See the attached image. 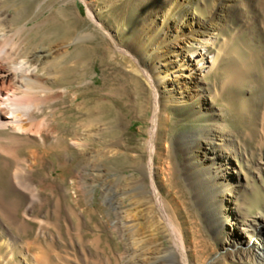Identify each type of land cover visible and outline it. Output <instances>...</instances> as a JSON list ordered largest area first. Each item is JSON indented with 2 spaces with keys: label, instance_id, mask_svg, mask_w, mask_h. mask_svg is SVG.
<instances>
[{
  "label": "bare ground",
  "instance_id": "6f19581e",
  "mask_svg": "<svg viewBox=\"0 0 264 264\" xmlns=\"http://www.w3.org/2000/svg\"><path fill=\"white\" fill-rule=\"evenodd\" d=\"M7 1L0 0V264H50L58 257L44 246V221L38 222L33 239L23 238L34 229V207L46 201L42 187L34 180V171L52 150H68L71 145L83 156L82 170L72 179V187L87 198L93 197L103 176L98 162L115 151L110 147L91 151L82 136L70 141L64 136L60 102L70 90L57 81L72 50L65 45L57 47V31L49 29L48 22L19 23L18 7L10 11ZM80 1L89 20L114 43L115 52L128 60V69L152 94L147 161L139 177L128 174L118 178L123 205L116 215L122 229L129 230L134 264H203L206 253L213 249L190 208L187 190L173 181L175 166L169 144L164 143V150L158 147L167 108L194 99H198L199 113L210 119L183 130L178 145L187 168L198 170L199 175L186 170L195 196L201 197L199 189L203 185L206 197L214 200L212 212L205 210L212 218L211 227L217 234H229L234 241L220 261L228 264L232 258L264 264V216L258 213L239 220L234 200L242 180L235 164L239 154L236 131L229 126L225 109L210 105V86L203 79L214 69V45L219 35L227 34L234 25L238 31L227 42H234L237 33L246 32L247 44H256L264 61V0H129L130 10L138 12L139 21L125 47L116 41L114 29L99 20L105 8L98 12L91 0ZM58 14L65 16L62 10ZM91 37V32H80L73 43L80 45ZM164 84L168 86L166 91L161 88ZM73 97L77 99L78 94ZM82 125L88 129L87 137L97 135L94 123ZM23 151L26 156L21 155ZM87 167L90 178L84 172ZM260 170H264V163ZM104 186L107 190L106 182ZM21 203L23 214L19 217L14 205ZM110 206H114L113 200ZM95 211L93 208L92 214ZM188 234L192 236L190 241ZM35 247L41 254L32 252ZM83 256L85 261H97L92 254Z\"/></svg>",
  "mask_w": 264,
  "mask_h": 264
},
{
  "label": "rangeland",
  "instance_id": "374dc122",
  "mask_svg": "<svg viewBox=\"0 0 264 264\" xmlns=\"http://www.w3.org/2000/svg\"><path fill=\"white\" fill-rule=\"evenodd\" d=\"M91 1L98 12L105 8L99 14V20L114 29L116 41L125 47L136 33L139 21L138 12L130 10L132 3L129 0ZM6 5L10 11L14 6L18 7L19 23L48 22V28L57 31L54 40L57 47L65 45L72 50L57 81L59 86L70 90L60 102L64 108L59 119L64 136L69 141L82 136L91 151L109 147L115 151L113 156L98 162L103 176L91 194L93 197L87 198L71 184L82 170L83 156L71 145L68 150H52L33 173L46 201L34 207V229L23 238L33 239L38 222L42 220L44 246L58 257L50 264H106L109 257L108 264H134L133 251L129 250L128 244L129 230L122 229L116 215L123 205L118 178L128 174L139 177L147 161L146 142L153 116L151 90L128 69V60L115 52L114 43L89 20L80 0H9ZM60 10L64 11V17L58 14ZM254 28L258 30L257 24ZM236 31L238 26L234 25L227 34L219 35L214 45V69L203 79L210 86V105L222 106L229 126L236 131L239 154L235 164L242 180L234 200L239 220H242L258 213L264 216V170H260L264 163V61L259 58L258 46L247 44L246 32L237 33L234 42H227ZM80 32H91L92 37L80 45L74 44L73 40ZM166 87L164 84L161 88L166 91ZM74 93L78 94L77 99H74ZM198 107V99L168 107L158 147L162 150L165 142L169 144L175 166L173 181L187 190L186 198L198 226L213 244L203 264H222L220 256L231 250L234 241L229 234L228 237L225 232L217 234L211 227L212 218L205 210H213L214 200L206 197L203 185L199 189L201 197L195 196L186 170L194 175L198 170L187 168L184 153L178 145L183 130L210 119L199 113ZM93 123L98 133L95 137H87L88 129L82 124L90 126ZM21 155L27 154L23 151ZM89 171L90 167H87L84 172L90 178ZM157 179L160 181V177ZM203 180L199 179V182ZM162 190L167 191V187ZM6 194L9 195L10 190ZM111 200L115 208L110 206ZM22 207L23 203L14 205L19 217L23 214ZM93 208L96 211L92 214ZM159 238L167 244L162 236ZM187 238L190 241L192 236L188 234ZM39 249L35 247L32 252L41 254ZM83 253L92 254L97 261H85ZM228 264L252 263L229 258Z\"/></svg>",
  "mask_w": 264,
  "mask_h": 264
}]
</instances>
